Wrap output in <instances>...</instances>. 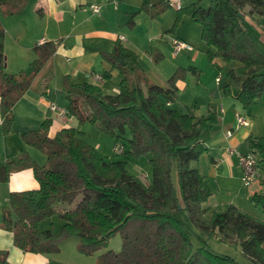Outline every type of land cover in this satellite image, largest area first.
<instances>
[{"label": "trees", "instance_id": "16d2710c", "mask_svg": "<svg viewBox=\"0 0 264 264\" xmlns=\"http://www.w3.org/2000/svg\"><path fill=\"white\" fill-rule=\"evenodd\" d=\"M29 1L0 0V7L25 8ZM170 2L144 0L140 11L154 19ZM182 11L200 26L207 59L218 58L229 66L224 94L250 109L264 97V46L250 32L244 15L264 16V0H211L207 8L195 2L178 10ZM135 14L129 17L130 27ZM179 20L175 19L168 33L175 32ZM4 38L0 27V113L2 133L8 134L14 105L56 46L52 42L36 46V58L28 70L9 74ZM101 58L119 72L118 92L107 94L87 82L72 84L66 77L62 88L66 116L89 122L112 136L115 145L123 148L124 159L102 158L75 128H62L50 136L52 121H43L38 129L23 134L22 140L40 151L45 163L38 165L24 153L0 165V183L25 169H32L38 183L35 190L9 195L8 206L1 209L0 229L12 233L13 244L20 251L46 256L58 254L61 243L69 239L77 241L80 254L91 256L118 234L121 250H106L96 264H239L209 249L207 241L214 236L238 247L252 264H264V220L233 204L206 218L209 207L205 204L212 191L192 164L207 152L216 116L182 114L161 99L175 92L179 71L165 89L149 79L137 54L120 43ZM100 78L109 81L110 71L102 72ZM247 148L256 155L259 168L264 165V136L250 135ZM141 156L152 168L148 183L129 170L130 158ZM249 201L264 213V193L251 194ZM55 216L63 221L58 234L41 228ZM0 264H10L7 251L0 250Z\"/></svg>", "mask_w": 264, "mask_h": 264}, {"label": "crops", "instance_id": "0c3cea01", "mask_svg": "<svg viewBox=\"0 0 264 264\" xmlns=\"http://www.w3.org/2000/svg\"><path fill=\"white\" fill-rule=\"evenodd\" d=\"M143 2L144 0H30L25 8L0 7V27L5 32L7 73L27 71L29 64L36 58V46L47 42L56 46L54 54L36 76L29 90L14 105L13 124L8 134L2 133L0 113V165L24 153L34 163L44 164H41L42 157L38 151L23 142L22 135L38 129L47 119L52 121L50 136L66 128L58 127L54 122H64L66 117L60 119L49 110L52 103L65 105L61 96H64L62 88L66 77L72 84L87 82L100 86L107 94L118 92L119 72L111 69L101 58V54L110 53L116 43H120L137 54L149 79L162 88L168 89L170 78L180 72V77L174 83L175 92L161 96L167 106L196 118L206 117L211 113L216 116L217 123L211 128L206 143L207 152L196 162L195 168L199 172L200 169H206V174L201 175L206 180V177L230 180L241 176L237 160L227 155V148L247 152L248 137H261L264 134H257L254 125L246 119L244 125L238 124L237 117L245 118L246 115L241 114L242 106L223 92L225 84L223 85L224 76L221 73L227 65L218 58L213 61L207 59L205 44L192 35L196 30L189 34L183 30L178 32V27L174 33H168L174 22L173 16L165 11L152 19L146 12L140 11ZM92 6L99 7V13H93ZM132 14H135L134 25L130 27L127 23ZM257 16L246 14L244 20L250 32L255 33L259 44L264 46V16H258V21L255 19ZM198 27L200 38L201 28L199 25ZM173 38L185 42L191 49L173 56L170 42ZM104 71H110L111 79L97 82L95 77L101 76ZM105 86L109 92L104 89ZM250 109L252 112L254 107ZM227 131L232 132L229 139L225 137ZM262 172L264 168L260 167L259 179H264L260 176ZM255 185L256 190L251 194L264 189L259 183ZM37 188L38 183L32 169L15 172L8 182L0 183V219L1 209L8 204L11 193ZM230 204L233 202L227 205ZM205 206L209 207L207 203ZM0 250L7 251L10 264H50L51 261L46 255L20 251L13 244L12 233L2 229Z\"/></svg>", "mask_w": 264, "mask_h": 264}, {"label": "rangeland", "instance_id": "374dc122", "mask_svg": "<svg viewBox=\"0 0 264 264\" xmlns=\"http://www.w3.org/2000/svg\"><path fill=\"white\" fill-rule=\"evenodd\" d=\"M176 1H178L183 7H186L191 3L199 2L202 8H207L211 2V0H173V2ZM166 11L168 14L173 16L174 21L176 18L180 19L178 24V27L180 28L178 29V32L180 30H183L184 32L190 34L196 30V33H192V35L195 37V39L199 41V33L197 32L199 31V27L197 24H194L192 22L188 15H186L183 11L178 12V10L175 9V7L173 6L169 7ZM255 19L258 21L260 18H258L257 16ZM252 34L253 36L255 35V33ZM228 70L229 66H226L224 71L221 73V75L224 76L223 85H226V74ZM104 89L109 92L106 86L104 87ZM233 89L237 90V87L234 86ZM61 98L65 100L64 96H61ZM257 101L258 102H256L252 106L254 107L252 112L251 109H243L241 110V114L246 115V117L243 118L246 119L249 123H251V125H254L257 134H264V98H261V100L259 99ZM56 106L66 112L67 102L65 103V105ZM54 122L58 127L75 128L79 132H82L84 140L88 144L93 146L97 150L98 154L102 158H105L107 161H111L114 159H124L122 155H117L115 157L114 138L106 133L101 132L91 123L80 122L79 119L74 116H66L64 122L58 120H54ZM38 154L40 155V157H42L41 164L45 163V156L40 151H38ZM196 164V162L193 163L192 167H196ZM200 167H203V160L200 161ZM260 167L264 168V166ZM129 170L136 175H140L144 183L150 182L152 177V168L148 164V160L146 157L141 156L138 158H131L129 160ZM200 170L201 174H206V169L203 168ZM260 176L261 178H264V172L260 173ZM206 178L209 187L212 191V196L207 202V205L210 207L209 211L206 214L207 219H210L212 217V211L224 210L228 206L227 204H229V202H233L234 206H236L244 213H247L258 219L264 220V213L255 208L254 205L251 204L249 201V195L252 193V191L256 190L255 184L259 183L260 186L264 187V179H257L254 184H251L249 187H245L241 176H239V178L230 180L223 178ZM258 193H264V189H260ZM6 206H8V204ZM62 225L63 221L58 216H55L44 221L41 224V228L51 229L53 234H58ZM76 242L77 241L75 239H69L62 242L60 245V252L56 255L49 256V259H51L50 264H96L97 257L104 253L106 250H112L113 252H119L121 250V238L118 234L113 236L109 240V244L106 248L97 251V253L91 256H85L80 254L77 251ZM194 244L196 245V242H194ZM207 245L209 249L212 250V252L219 255L231 257L239 264H252L250 261L244 258V256H242L238 247L236 248L226 245L222 243L220 239L216 236L209 238L207 241ZM262 247H264V245H262Z\"/></svg>", "mask_w": 264, "mask_h": 264}, {"label": "built area", "instance_id": "2783aa9c", "mask_svg": "<svg viewBox=\"0 0 264 264\" xmlns=\"http://www.w3.org/2000/svg\"><path fill=\"white\" fill-rule=\"evenodd\" d=\"M175 7V9L180 10L182 8V5L176 1L169 3V7ZM92 12L97 14L99 13L100 9L97 6L91 7ZM171 46H172V55L177 56L181 51L183 50H190L191 47L186 44L185 42H182L176 38L171 39ZM95 80L97 82L101 81L100 76H96ZM49 110L56 114L58 118L63 119L66 117V112L59 109L54 103H52L49 107ZM237 122L239 125H244L246 123L245 119L242 117H237ZM226 139H229L232 137V132L227 131L225 134ZM115 154L122 155L123 154V148L121 146L115 145ZM227 155L229 157H235L238 163V166L241 170V177L242 181L245 187H249L251 184H254L257 179H259V166H258V159L255 154H253L251 151L247 152H241L236 148L228 147L227 148Z\"/></svg>", "mask_w": 264, "mask_h": 264}]
</instances>
